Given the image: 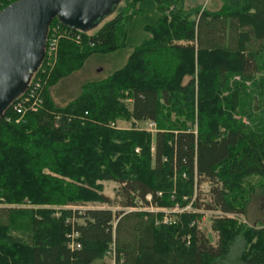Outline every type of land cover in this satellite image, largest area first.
<instances>
[{
	"label": "trees",
	"instance_id": "1",
	"mask_svg": "<svg viewBox=\"0 0 264 264\" xmlns=\"http://www.w3.org/2000/svg\"><path fill=\"white\" fill-rule=\"evenodd\" d=\"M79 31L30 78L39 106L18 122L12 106L0 117V264H264V226L234 217L264 188V0L215 10L123 0ZM123 50L121 67L54 101L51 88L89 57ZM145 121L154 134L136 127ZM188 203L193 212L161 221L162 209ZM201 210L221 212L216 243Z\"/></svg>",
	"mask_w": 264,
	"mask_h": 264
},
{
	"label": "water",
	"instance_id": "2",
	"mask_svg": "<svg viewBox=\"0 0 264 264\" xmlns=\"http://www.w3.org/2000/svg\"><path fill=\"white\" fill-rule=\"evenodd\" d=\"M118 0H16L0 10V117L27 88L45 54L54 19L82 31L115 10Z\"/></svg>",
	"mask_w": 264,
	"mask_h": 264
},
{
	"label": "rangeland",
	"instance_id": "3",
	"mask_svg": "<svg viewBox=\"0 0 264 264\" xmlns=\"http://www.w3.org/2000/svg\"><path fill=\"white\" fill-rule=\"evenodd\" d=\"M123 0H118L117 5L120 4ZM221 5V0H184V8H191L195 6H201L210 10H215ZM115 14V10H109L100 17V23L111 18ZM94 28L88 29V31H93ZM127 59V52L125 50L109 54V55H92L87 59L84 66L73 72L68 77L60 80L56 85H54L50 94L54 101L59 105H64L72 98L76 97L80 91V86L91 80L101 79L109 75L115 69L121 67ZM237 79V77H235ZM188 78L186 77L184 82ZM126 102L127 99L125 100ZM130 101V100H129ZM136 127L139 129H144L151 134L155 133L156 126L152 125L150 121L138 122L135 123ZM130 122L127 121H118L116 127L118 128H128ZM116 184L112 181L104 182L103 193L109 196L114 194V189ZM202 190L207 192L208 184L202 185ZM96 207L97 205L94 204ZM186 208L185 211L193 212L192 204H186L180 206L179 208ZM174 208V207H173ZM169 209V208H167ZM202 216L199 221V228L205 233L206 237L211 243H216L217 237L216 233L211 228L212 216H218L221 212L214 211H202ZM180 211L173 210V219H175L174 214H180ZM59 214V213H56ZM239 222L246 223L252 226H264V188L257 189L252 195L250 202L248 203L245 214L235 215ZM172 219V221H173ZM242 247V242L237 240L234 248L233 254L238 252ZM106 264H113L112 258L107 256L105 259ZM228 261H225L223 264H227Z\"/></svg>",
	"mask_w": 264,
	"mask_h": 264
},
{
	"label": "built area",
	"instance_id": "4",
	"mask_svg": "<svg viewBox=\"0 0 264 264\" xmlns=\"http://www.w3.org/2000/svg\"><path fill=\"white\" fill-rule=\"evenodd\" d=\"M64 38L71 39L79 43L81 40V32L78 29L67 27L58 21L52 22L48 27V32L46 36L45 54L43 58L44 60L47 59V62L49 61L48 62L49 64H52L55 61L59 42L61 39ZM39 87L41 86L37 80L29 83L26 90L21 95H19L18 98L15 100V102L11 105L12 110L18 115V117L15 119L16 122L23 119V115L25 114L26 111L35 110L39 106L40 100L36 95V92H38ZM6 119L10 120L11 118L7 117ZM150 123L152 125H155L154 122H150ZM138 150L139 149L137 148L136 151ZM158 194H160V192H158ZM145 198L147 201L150 202L152 196L151 194H147ZM179 207L180 206L175 205L174 208L172 207L171 209H167V208L162 209L164 215L162 216L161 221L164 223L170 222L173 219L172 217H170V214L173 213V210L184 212L186 209L185 207L184 208H179ZM148 209L156 210V208L152 205H149ZM68 236L70 238L69 246L79 248L80 244L76 240V238L78 237V233L72 230Z\"/></svg>",
	"mask_w": 264,
	"mask_h": 264
}]
</instances>
